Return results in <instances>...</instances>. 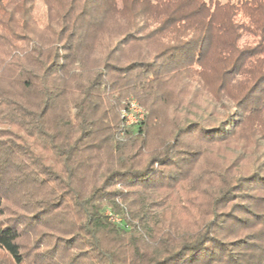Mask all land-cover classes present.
<instances>
[{"label": "trees", "instance_id": "1", "mask_svg": "<svg viewBox=\"0 0 264 264\" xmlns=\"http://www.w3.org/2000/svg\"><path fill=\"white\" fill-rule=\"evenodd\" d=\"M37 1L0 0V264H264V0Z\"/></svg>", "mask_w": 264, "mask_h": 264}, {"label": "rangeland", "instance_id": "2", "mask_svg": "<svg viewBox=\"0 0 264 264\" xmlns=\"http://www.w3.org/2000/svg\"><path fill=\"white\" fill-rule=\"evenodd\" d=\"M44 12H45V6L43 4V2L41 0H38L35 3V8H34V15L39 18V19H43L44 17ZM180 77H176V80L172 82L171 86H170V91L172 92L169 96V100L171 102H174L175 100H177L178 94H181V92L179 91L180 88ZM190 94V90L188 91ZM188 100V98H186V101ZM135 104V107H130L131 112L128 114V119H127V123L126 126H131L133 124L136 123L135 120H139L142 121L145 116H146V112L145 109L143 107H141L140 105H138V103L136 102L135 99L132 100ZM151 137H150V142L151 143H155L157 141L158 138L163 136V132L159 129L153 130L151 132Z\"/></svg>", "mask_w": 264, "mask_h": 264}, {"label": "built area", "instance_id": "3", "mask_svg": "<svg viewBox=\"0 0 264 264\" xmlns=\"http://www.w3.org/2000/svg\"><path fill=\"white\" fill-rule=\"evenodd\" d=\"M130 107H135V104L134 102H131L130 106H129V109L127 111H123L122 112V118H125L126 119V123H127V119H128V114L131 112V109ZM137 122V120H135ZM113 221H118L117 219H112Z\"/></svg>", "mask_w": 264, "mask_h": 264}]
</instances>
